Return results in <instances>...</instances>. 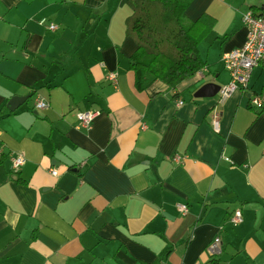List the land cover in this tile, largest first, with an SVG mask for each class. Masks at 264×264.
<instances>
[{"label":"crops","instance_id":"obj_1","mask_svg":"<svg viewBox=\"0 0 264 264\" xmlns=\"http://www.w3.org/2000/svg\"><path fill=\"white\" fill-rule=\"evenodd\" d=\"M248 11L264 15V0H193L190 19L215 21L206 67L138 90L128 0H0V111L29 96L0 115V264H205L216 236L213 264H264V69L223 102L195 97L230 82L222 56L245 44ZM89 110L101 113L79 128Z\"/></svg>","mask_w":264,"mask_h":264},{"label":"trees","instance_id":"obj_2","mask_svg":"<svg viewBox=\"0 0 264 264\" xmlns=\"http://www.w3.org/2000/svg\"><path fill=\"white\" fill-rule=\"evenodd\" d=\"M192 1L128 0L132 15L127 19V34L138 44L129 67L138 90L157 80L176 89L206 67L198 49L215 21L208 14L190 19L186 11ZM14 113L8 108L0 111L1 116Z\"/></svg>","mask_w":264,"mask_h":264},{"label":"built area","instance_id":"obj_3","mask_svg":"<svg viewBox=\"0 0 264 264\" xmlns=\"http://www.w3.org/2000/svg\"><path fill=\"white\" fill-rule=\"evenodd\" d=\"M243 22L247 28V39L243 47L227 52L222 56V62L224 68L230 73V82L223 86L218 95L220 96V102L225 101L239 90L247 91L250 83L253 70L261 66L264 69V15H257L253 11H248L243 18ZM47 20L42 19L41 24H46ZM48 24V23H47ZM48 29L55 31L57 25L49 23ZM117 74L110 73L108 79L117 85ZM251 103L260 108L262 102L258 97L252 98ZM178 106H182L184 103L182 100H178ZM36 110H45L49 108V103L43 98H37L35 101ZM99 110H89L86 112L77 113V119L79 120V128L89 129L94 120L100 115ZM220 120L219 115L212 121V127L214 131L219 132ZM227 162L232 163L230 158H224ZM174 160L180 162L181 156H175ZM25 163V158L22 155H17L12 159V172L18 173L21 167ZM51 174L58 176V170L52 169ZM177 209L181 214L188 213V206L186 204H178ZM243 221L242 213L240 210L234 212L230 217V224L237 226ZM222 239L220 236H216L214 240L207 246L205 253L210 258L205 264H213L212 258L222 253ZM200 264V263H197Z\"/></svg>","mask_w":264,"mask_h":264},{"label":"water","instance_id":"obj_4","mask_svg":"<svg viewBox=\"0 0 264 264\" xmlns=\"http://www.w3.org/2000/svg\"><path fill=\"white\" fill-rule=\"evenodd\" d=\"M220 86L214 84H207L203 86L197 94H195L196 98H213L215 97L218 92L220 91ZM29 96L26 97H15L9 101V108L11 111H15L18 109L27 99Z\"/></svg>","mask_w":264,"mask_h":264}]
</instances>
